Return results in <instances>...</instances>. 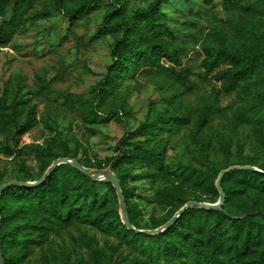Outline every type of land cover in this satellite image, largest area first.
Here are the masks:
<instances>
[{
	"label": "rangeland",
	"instance_id": "1",
	"mask_svg": "<svg viewBox=\"0 0 264 264\" xmlns=\"http://www.w3.org/2000/svg\"><path fill=\"white\" fill-rule=\"evenodd\" d=\"M81 1L33 0L23 10L13 35L0 43L2 184L37 179L46 163L53 164L52 151L67 152L91 170L111 168L122 182L134 221L143 229H153L165 224L181 204L176 198L161 201L160 192L176 191L190 201H218L219 197L206 191V184L197 186L198 172L192 168L212 173L234 164L264 167V148L253 133L256 121L264 119L262 77L254 74L226 92L214 72L208 73L202 65L204 47L219 44L222 33L231 46L245 48L250 30L264 20V0H169L161 7L168 24L163 36L183 50L180 65L166 59L162 63L188 70V81L143 66L119 78L112 91L102 93L99 82L112 63L111 49L118 35L104 26L106 16L121 10L132 17L154 0H122V4L100 0L72 21L67 11ZM14 3L7 6L6 18ZM216 90L217 108L200 127L201 97ZM12 106L17 109L15 120L9 116ZM170 113L186 115L188 121L164 131L153 130L152 140H147V134L134 139L153 149L161 164L132 156L113 165L124 154L118 142L127 129L135 130L146 119ZM30 114L33 124L21 133ZM89 185L91 190L86 192ZM102 202L105 209L117 207L120 213L113 185L87 181L72 189L69 204L83 205L86 212ZM240 202L236 198L227 208L237 215ZM96 213L102 214L99 209ZM11 227L12 222L6 220L2 230ZM250 229L264 240V216L254 217ZM142 233L128 232L120 238L100 224L77 218L47 229L44 242L26 247L19 238L18 242L7 240L4 247L12 264H195L186 259L187 248L181 243L172 248L169 261L165 244L153 236L158 233ZM229 246L224 247L225 257L233 253ZM256 257L255 251L241 264H256Z\"/></svg>",
	"mask_w": 264,
	"mask_h": 264
},
{
	"label": "trees",
	"instance_id": "2",
	"mask_svg": "<svg viewBox=\"0 0 264 264\" xmlns=\"http://www.w3.org/2000/svg\"><path fill=\"white\" fill-rule=\"evenodd\" d=\"M13 1H15L13 11L6 18L7 6ZM99 1L82 0L76 7L68 9L70 19L75 21L82 10ZM116 1L121 4L123 2L122 0ZM168 1L154 0L148 8L137 10L132 17L125 16L121 10H116L106 16L104 26L117 31L118 35L111 49L112 63L99 82L101 93L112 91L119 78L143 66L168 71L178 80L188 81V70H178L174 65L166 66L162 63V59H166L172 64L180 65V54L183 50V47L163 36L168 31V24L161 7ZM32 2L33 0L0 1V19H2L0 21V43L13 35L20 22V17ZM250 32L247 42L244 43L245 48L231 46L224 33L221 35L219 44H208L204 47L206 57L202 65L208 73L214 72V78L222 83V88L226 92L234 90L241 82L250 79L254 74L260 75L264 83V20L258 25L255 24ZM222 64L226 66L221 67ZM218 98L219 90L201 97L204 110L200 127L206 124L210 114L217 108ZM11 108L9 116L15 120L17 109L13 106ZM33 121L34 118L30 114L20 132L25 133L32 126ZM187 121L186 115L170 113L159 115L151 120L146 119L135 130L127 129L118 142L121 147L123 146L124 154L113 165L117 166L120 161L132 156L147 158L151 164H161V158L155 155L153 149L144 147L134 139L147 134V140H152L153 130L164 131L178 124H185ZM253 133L264 148V119L256 121ZM6 148L8 152H13L8 146ZM52 154H54V159L71 157L67 152L61 154L52 151ZM50 165L51 162L46 163L43 173L37 179L16 180H38ZM241 165H248V163ZM192 171L198 172L197 186L201 187L206 184V191L219 197L216 181L220 172L209 173L196 168H192ZM87 181H90L92 185L100 183L112 186L109 182L91 179L69 163H62L38 185H13L1 193V244L5 264H12L6 258L7 250L4 243L7 240L18 242L19 238H23L25 246L29 247L33 243L44 242L47 229L69 223L77 218L88 219L93 224H100L107 233L120 238H125L128 232L143 235L142 232H135L124 225L117 207L105 209L103 202L98 205L94 203L85 212L83 205L71 206L69 203L72 189L76 184ZM120 184L122 186V182ZM0 185H2L1 182ZM221 185L225 192V203L222 209L210 210L192 206L167 229L153 235L165 244L167 260L170 261L173 257L172 248H175L177 243H181L187 248L186 259L195 264H241L243 258L252 255L255 251L257 252L256 264H264V240L260 235H253L250 229L254 217L264 216V167L262 171L231 170L222 177ZM91 187V185L85 186L84 190L89 192ZM177 188L181 189L182 185H178ZM123 192L130 221L135 227L143 229L134 221L129 199L124 190ZM159 197L164 202H171L172 198L179 199L181 204L176 211L190 201L180 193L171 190L160 192ZM236 198L242 200L237 215L227 208V204H232ZM243 198H245L244 201ZM193 200L202 201L196 198ZM248 202H251L250 205H247ZM97 209L102 213L101 215L96 213ZM92 214L95 215L92 216ZM6 220L12 222V227L8 231H3V224ZM155 228L157 227L153 229ZM226 244H229V250L233 251L228 257L223 255Z\"/></svg>",
	"mask_w": 264,
	"mask_h": 264
},
{
	"label": "water",
	"instance_id": "3",
	"mask_svg": "<svg viewBox=\"0 0 264 264\" xmlns=\"http://www.w3.org/2000/svg\"><path fill=\"white\" fill-rule=\"evenodd\" d=\"M62 163H69L72 166H74L76 169L87 175L93 180L96 181H104V182H109L111 183L118 195L119 201H120V215H121V220L124 223V225L131 229L134 230L135 232H147V233H160L167 229L169 226H171L175 220L180 217L188 208L192 206H197V207H202L205 209H222L224 203H225V192L224 189L221 185V180L222 177L230 172L231 170L235 169H251V170H257V171H262V169L252 166V165H232L226 169H223L216 181V186L218 188V191L220 193L219 199L216 202L210 203V202H205V201H188L183 207H181L174 215L171 217L165 224L155 228V229H141L135 227L132 222L129 219L128 216V211H127V204H126V199L124 192L122 190L120 181L118 176L112 171L111 168H101L97 170H91L85 165H83L81 162H79L75 158L71 157H60L54 160L53 164L47 169V171L44 173V175L35 181H21V180H12L8 181L2 185H0V195L1 193L8 187L13 186V185H38L42 181L45 180V178L60 164ZM1 227H2V217H1V212H0V264H5L3 253H2V244H1Z\"/></svg>",
	"mask_w": 264,
	"mask_h": 264
}]
</instances>
